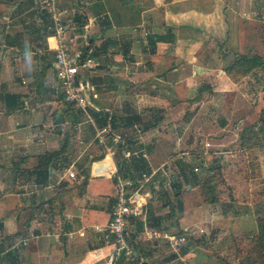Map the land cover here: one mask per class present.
<instances>
[{"label":"crops","instance_id":"1","mask_svg":"<svg viewBox=\"0 0 264 264\" xmlns=\"http://www.w3.org/2000/svg\"><path fill=\"white\" fill-rule=\"evenodd\" d=\"M61 5L72 14L67 22L72 33L87 30L99 62L88 78L96 95L88 116L65 102L59 90L49 55L54 56L53 36L30 31L24 20L36 15V0H0V264H116L112 245L93 227L110 218L117 195L113 176L124 173L117 172L120 159L138 156L148 170L131 169L135 176L166 164L147 186L142 224L127 225L128 240L142 258L138 264H211L214 256L205 247L230 235V224L242 217L235 209L249 203L238 201L241 185L225 187L227 195L214 204L191 205L183 190L196 193L198 186L183 181L182 169L193 150L201 149L205 161L227 151L199 148L197 133L181 149L183 134L171 133L167 118L185 100L182 89L188 100L195 97L199 86L185 87L191 81L210 85L213 93L198 101L192 97L194 109L203 97L225 93L262 100V69L233 83L224 68L237 55L264 62V0H62ZM34 21L43 26L37 15ZM15 35L22 39L7 40ZM105 113L116 115L114 128L100 122ZM221 123L225 128L229 122ZM109 128L106 136L103 130ZM112 134L122 142L115 144ZM46 154H54L47 172L40 164ZM208 165L195 172L199 179L212 174ZM178 200L182 209L171 215ZM257 205L256 222L264 214L262 202ZM203 226L209 227L208 236L199 234ZM153 231L188 234L185 253L151 238Z\"/></svg>","mask_w":264,"mask_h":264},{"label":"rangeland","instance_id":"2","mask_svg":"<svg viewBox=\"0 0 264 264\" xmlns=\"http://www.w3.org/2000/svg\"><path fill=\"white\" fill-rule=\"evenodd\" d=\"M34 17L28 15L24 18L25 22L30 26V31L37 30L40 28L39 26H41V24L34 21ZM85 32L87 33V30ZM50 59H53V54H51ZM259 73L262 74L263 70L259 71ZM90 77L91 76H89V78ZM200 84L201 83L198 81H191L185 84V87L194 86L196 88ZM259 87L256 88L255 93H257ZM182 92L183 94H181V96H184L185 100L182 99V101H180V108L170 111V115L167 118L170 120V123H172L170 126L171 133L174 135H177V133H180V135L183 134L181 139L182 143L180 145L181 149L184 140H186V138H192V136L197 133L198 142H202V146H199V148H206L205 142L208 140L213 146L207 147L209 148L207 150L212 148L218 149L216 152L219 150L227 151L224 155L219 153L212 154L210 160L205 161L202 159L203 151H201V149H195L193 150L194 154L191 158L192 160L188 163L186 162L187 166L192 169L198 166L200 162L209 163L208 168L211 167V171L208 172H212L209 176L214 177L213 182L216 184L219 194L221 193L220 195L222 196L224 194L227 195L225 187L230 188L233 186L236 188L242 185L244 189L243 192H238V201L249 203L246 207L235 209V213L237 211L239 213L238 215L242 217L238 218L234 224H230V235H224L223 239L218 240L214 247H205L212 252L207 253L210 254V256H214L211 260V264H242V262H244V264H261V262H263L262 260H264L262 255L260 256V254H256L252 251V247L255 243L254 236L258 233L256 231L257 222L252 215L254 211L259 209L257 201L260 203L262 202L264 205V133L260 127L257 126L264 100L262 99L255 103L254 96L245 98L240 94H236V92L225 93L218 94L214 98L208 96L203 97L194 109V105L190 102L194 94L190 95V100H188V92L186 89H182L181 93ZM171 98H176V96H171ZM174 100L177 102L176 104L179 103L177 98ZM182 110H184L185 113H183ZM231 110H234V112ZM221 121H228L229 123L225 128H220ZM254 134L257 137H255ZM215 138H221L222 141L220 143L218 141L216 142L213 140ZM216 160L224 162V165L222 164L219 171L215 168L216 164L213 165V162L215 163ZM168 172L167 174L169 175H177V173L171 174ZM201 172L204 171L199 168L196 174H200ZM217 172L220 173L217 174ZM250 183L254 188L252 190L245 189V186H249ZM169 187H171V182H169ZM183 191L188 194L186 195V199L191 202V205L195 204L196 201L201 202L203 200L199 188L196 193H193L195 191L188 192L186 189ZM173 192L175 193V191ZM180 198H182V196ZM260 218L264 219V214L258 219ZM203 230L204 231L202 233L199 232V234L208 236L207 232H210L209 227L203 226ZM188 236L189 235H187L185 245L188 244ZM206 242L210 241L205 240L204 244H206ZM203 257L206 259L204 255ZM206 261L207 259L204 262ZM199 264L203 263L200 261Z\"/></svg>","mask_w":264,"mask_h":264},{"label":"built area","instance_id":"3","mask_svg":"<svg viewBox=\"0 0 264 264\" xmlns=\"http://www.w3.org/2000/svg\"><path fill=\"white\" fill-rule=\"evenodd\" d=\"M61 2L62 0H36V4H39L37 8L43 10L50 20L47 32L55 40L53 67L59 90L65 102L88 116L87 107L90 106V99L96 97L88 78L95 72L99 62L92 55L93 46L88 41L87 33L83 31L78 35L70 31L67 22L71 12L69 8L62 6ZM103 132L110 133V128L104 129ZM112 140L119 144L122 137L119 134H112ZM205 145L209 146L208 143ZM123 156L129 157L130 152L123 151ZM165 165L137 176L123 177L117 173L113 176L117 195L110 218L106 224L94 226L93 229L101 232L112 245V258L115 261L119 258L125 263L135 260L133 246L127 237V220L130 217L138 218L144 215L149 198L147 186L152 185L154 175ZM193 170L196 172L198 168L194 167ZM69 176L73 177L74 174L70 172ZM187 235L162 234L156 231L150 233L151 238L165 240L175 253H179L185 246Z\"/></svg>","mask_w":264,"mask_h":264},{"label":"trees","instance_id":"4","mask_svg":"<svg viewBox=\"0 0 264 264\" xmlns=\"http://www.w3.org/2000/svg\"><path fill=\"white\" fill-rule=\"evenodd\" d=\"M34 10H35V14L41 18L42 20V25L40 28L37 29V32L40 33V29L43 31H45L46 35H50V33L47 32L48 27L50 26V20L47 16V14L45 12H42L41 9L37 8L34 6ZM48 19H47V18ZM84 25L81 24L80 28H82ZM79 32H82V30H79ZM38 38V37H37ZM21 38V35H15V36H7V40H11L12 42H15ZM23 51L28 52L29 48H23ZM95 48L93 47V53L92 55L94 57H96L95 55ZM51 55V53L49 54ZM54 58V56H53ZM256 68H260L263 70V75H264V62L257 56H253V57H247L244 55H237L235 56L234 60L227 65L224 68V72L227 75V77L233 82V83H237L243 76L248 75L251 71H253ZM261 88L264 92V77L262 80V84H261ZM208 93L209 95H212V87L208 84H204L202 83L201 85H199V87L196 90V94L195 97L193 98L192 101H198L199 99H201V97L205 94ZM264 100V96L262 98ZM71 106V105H70ZM72 107V106H71ZM89 106L87 107V111H88ZM73 109V108H72ZM81 112V111H79ZM78 119L76 118L74 120V123H76ZM100 122L102 124L105 123H110L111 126L114 128L118 122V119L116 117V115L114 114H110V113H105L104 116L101 118ZM221 125H224V123H221ZM257 126L260 127V129L262 130V132L264 133V104L261 107L260 110V120L257 123ZM109 135V133L106 134V136ZM255 137H257L254 134ZM119 146V145H118ZM123 149V145H120L118 147V152H122ZM54 154H46L45 156H43L42 158H40V164L41 167H43L45 169V171L47 172L48 170V166L50 163V159L53 157ZM207 155H205L206 157ZM121 160V165L119 166V169L117 170V172H124L122 175L123 177H129V176H135V174L130 173L131 169L134 170H148V167L146 165V163L144 162V160L138 156L133 157L130 161L126 162V161H122ZM209 158H206V161H209ZM216 164V170L219 171L220 168L222 167V162L220 160H216V162L214 163ZM203 165L202 162H200L198 164L197 167L198 169L201 168V166ZM194 168H189L187 165L183 166L182 172H183V176L182 179L183 181L187 184V185H192V184H196L198 186V188L200 189V193L203 197V203L205 204H214L218 201L219 199V192L218 189L216 188V184L213 182L214 177L212 176H208V177H202V179H199L197 177V175L195 174ZM142 173V172H141ZM220 172H217V174ZM116 190V189H115ZM178 204V208L177 207H171L169 210V213L171 215H173L177 210L181 211L182 209V203L181 201H177ZM131 223L135 226H139L141 225V218H134V217H130L127 220V225ZM137 228V227H136ZM258 232V233H257ZM257 234L254 236V245L252 247V251L255 252L256 254H260V256L262 255V257L264 258V219L260 218L257 220ZM127 237H128V232H127ZM131 244V242H130ZM132 245V244H131ZM133 246V245H132ZM134 248L136 249L137 253H139L138 249L134 246ZM186 248L185 246H183V248L181 249V253H185ZM1 249H0V254H1ZM139 255V254H138ZM1 259V258H0ZM141 256H136L135 260L131 263H125L123 261L122 258H119L117 260L116 264H138L141 261ZM263 262H261V264H264V260H262ZM242 264H244V262H242Z\"/></svg>","mask_w":264,"mask_h":264},{"label":"water","instance_id":"5","mask_svg":"<svg viewBox=\"0 0 264 264\" xmlns=\"http://www.w3.org/2000/svg\"><path fill=\"white\" fill-rule=\"evenodd\" d=\"M37 7H39V4L37 3ZM43 11V10H42ZM44 12V11H43ZM87 92V91H86ZM101 166V164H99L98 165V167H100ZM141 264H148L147 262H145V261H142V263Z\"/></svg>","mask_w":264,"mask_h":264}]
</instances>
